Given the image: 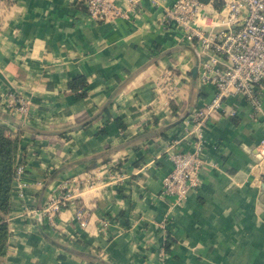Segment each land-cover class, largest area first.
<instances>
[{
	"label": "crops",
	"instance_id": "1",
	"mask_svg": "<svg viewBox=\"0 0 264 264\" xmlns=\"http://www.w3.org/2000/svg\"><path fill=\"white\" fill-rule=\"evenodd\" d=\"M123 8L127 17L96 22L76 0H0V126L20 133L24 167L2 262L264 264V117H251L244 96L229 97L235 114L204 128L200 187L181 204L163 196L173 170L166 149L178 140L189 148L186 121L216 87L201 78L199 42L181 41L164 8ZM170 71L173 99L159 89ZM10 94L29 101L27 114ZM88 174L96 185L74 194L87 227L73 207L56 228L42 224L35 212Z\"/></svg>",
	"mask_w": 264,
	"mask_h": 264
},
{
	"label": "built area",
	"instance_id": "2",
	"mask_svg": "<svg viewBox=\"0 0 264 264\" xmlns=\"http://www.w3.org/2000/svg\"><path fill=\"white\" fill-rule=\"evenodd\" d=\"M164 8L165 21L174 24L181 41L200 44L201 78L216 87V95L203 109L196 110L186 121L189 148L180 149L174 141L166 149L173 170L163 181L162 195L171 196L181 204L189 193L200 187L202 171L207 168L205 159L204 128L217 114L234 115L227 110L229 97L242 95L251 106V117H264V0H175L166 5L163 0H151ZM89 19L109 22L125 18L124 5L132 10L137 0H76ZM170 99L175 98L177 86L174 73L168 72L160 88ZM11 103L18 112H28L29 101L22 95L10 94ZM183 140V141H184ZM264 151V141L260 144ZM24 173L19 165L16 181ZM117 177H120L117 175ZM97 177L88 174L69 179L60 194L51 198L48 205L36 211L39 221L56 228L57 218L64 209L73 207L81 227L88 225V210L74 198L75 192L96 185ZM23 197L24 194L20 193Z\"/></svg>",
	"mask_w": 264,
	"mask_h": 264
},
{
	"label": "trees",
	"instance_id": "3",
	"mask_svg": "<svg viewBox=\"0 0 264 264\" xmlns=\"http://www.w3.org/2000/svg\"><path fill=\"white\" fill-rule=\"evenodd\" d=\"M20 133L0 126V264L9 248L10 228L7 216L10 212L14 185L19 167Z\"/></svg>",
	"mask_w": 264,
	"mask_h": 264
},
{
	"label": "water",
	"instance_id": "4",
	"mask_svg": "<svg viewBox=\"0 0 264 264\" xmlns=\"http://www.w3.org/2000/svg\"><path fill=\"white\" fill-rule=\"evenodd\" d=\"M192 72H193V74H195L196 73V69H194Z\"/></svg>",
	"mask_w": 264,
	"mask_h": 264
}]
</instances>
